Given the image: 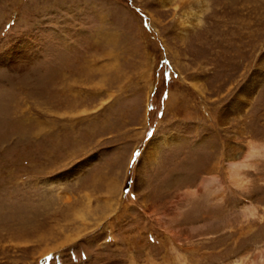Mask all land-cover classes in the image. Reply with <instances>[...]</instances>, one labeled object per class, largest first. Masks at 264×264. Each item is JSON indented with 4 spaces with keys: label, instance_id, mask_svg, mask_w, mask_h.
<instances>
[{
    "label": "rangeland",
    "instance_id": "1",
    "mask_svg": "<svg viewBox=\"0 0 264 264\" xmlns=\"http://www.w3.org/2000/svg\"><path fill=\"white\" fill-rule=\"evenodd\" d=\"M256 143L264 0H0V264H264Z\"/></svg>",
    "mask_w": 264,
    "mask_h": 264
},
{
    "label": "clouds",
    "instance_id": "2",
    "mask_svg": "<svg viewBox=\"0 0 264 264\" xmlns=\"http://www.w3.org/2000/svg\"><path fill=\"white\" fill-rule=\"evenodd\" d=\"M250 162L264 161V143H256L248 147V154L245 157Z\"/></svg>",
    "mask_w": 264,
    "mask_h": 264
},
{
    "label": "bare ground",
    "instance_id": "3",
    "mask_svg": "<svg viewBox=\"0 0 264 264\" xmlns=\"http://www.w3.org/2000/svg\"><path fill=\"white\" fill-rule=\"evenodd\" d=\"M187 14H188V12H186V11H183V12H182V16L185 17V20H186V18H187ZM233 163H234V162H233ZM231 165H232L231 162H227V166H228V167H230Z\"/></svg>",
    "mask_w": 264,
    "mask_h": 264
},
{
    "label": "snow or ice",
    "instance_id": "4",
    "mask_svg": "<svg viewBox=\"0 0 264 264\" xmlns=\"http://www.w3.org/2000/svg\"><path fill=\"white\" fill-rule=\"evenodd\" d=\"M149 135H151V133H149Z\"/></svg>",
    "mask_w": 264,
    "mask_h": 264
}]
</instances>
